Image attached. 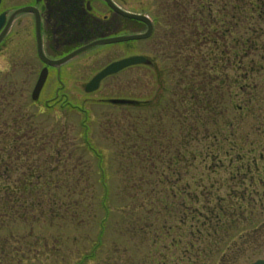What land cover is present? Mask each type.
<instances>
[{
	"label": "rangeland",
	"instance_id": "rangeland-1",
	"mask_svg": "<svg viewBox=\"0 0 264 264\" xmlns=\"http://www.w3.org/2000/svg\"><path fill=\"white\" fill-rule=\"evenodd\" d=\"M199 1L116 0L123 10L148 16L154 22L152 36L98 46L60 68H49L34 102L30 94L44 65L37 56L33 16L16 17L0 42V155L9 170L8 187L20 188L18 181L28 179L35 184L33 200L38 193L39 204L26 211L18 208L12 215L0 210V264H27L22 261L25 257L36 264H76L90 251L94 258L82 264H249L264 260V180L256 178L264 176V159H260L264 156V81L254 85L250 101L234 87L235 80L244 81L243 76L251 84L245 70L251 63L264 62L257 49L247 56L244 51L232 57L235 41L228 35L221 39L211 34L214 29L225 32L228 25L212 26L209 34L206 28L193 44L194 29L187 19ZM202 1L214 4V0ZM32 3L2 0L0 12L9 14ZM95 7L107 11L99 3ZM241 18L234 29L238 34L261 37L259 25ZM144 30V25L129 26L121 20L120 30L111 33ZM209 35L211 41L217 38L215 44L208 41ZM66 51L49 46L46 54L55 59ZM132 56H144L153 65L129 67L104 79L97 91H84V85L105 65ZM262 64L255 67L264 69ZM188 81L202 95L207 94L202 90L204 83L209 93L189 109L181 91ZM113 98L135 100L138 105L108 104ZM218 131L220 135L239 133L243 148L254 151L249 158L258 167L242 182L245 193L233 187V198L225 202L227 207L241 204L247 211L218 240L208 232L189 236V227L177 221L163 229L158 222L165 221L164 212L155 204L165 189L179 190L185 199L198 197L186 201L187 213L199 208L193 231L199 222L213 221L203 209L217 204L205 199L209 184L202 187L195 182L207 173L197 157L208 140L206 134ZM177 154L178 171L159 185L162 174H170L167 163ZM228 160L219 163L226 169H217V164L209 170L212 178L214 174L225 176L221 172L228 171ZM30 174L39 178L31 179ZM240 195H245L244 201L238 199ZM167 203L175 212L186 209L182 200ZM162 229L171 233L168 240L155 238L160 236L157 232L164 233ZM188 240L194 245L185 253Z\"/></svg>",
	"mask_w": 264,
	"mask_h": 264
},
{
	"label": "trees",
	"instance_id": "trees-1",
	"mask_svg": "<svg viewBox=\"0 0 264 264\" xmlns=\"http://www.w3.org/2000/svg\"><path fill=\"white\" fill-rule=\"evenodd\" d=\"M215 8V11L213 12V9ZM228 12V13H227ZM216 13V14H215ZM242 17L243 21L245 20L248 22V24H251L254 22V24L259 25L260 29L259 32H261V37L256 36L254 39H249V37L244 38V36H241V34H238L234 29L241 23L239 21V18ZM155 20V17L153 18ZM158 19V18H157ZM187 20L190 21V28H193L191 39L192 43L196 44L197 39H200L199 37L202 35L201 32H205L207 28V33L209 29H214L212 26L217 25H228L230 28H227L225 32H222L220 30H213L211 33L215 37H220L221 39H224L225 35H228V37H231L233 41H235V44L232 46V57L235 58L237 55H239V52L245 51V56H247L252 50H259L260 55L264 62V0H214V4L206 3L200 0L198 4L196 5V9L193 10V16H190ZM135 26H141V23H138L136 21H131ZM156 22H158L156 20ZM244 24V23H242ZM263 24V25H262ZM209 28V29H208ZM203 32V33H204ZM234 33H236L238 36L235 38V36H232ZM256 33V32H251ZM209 34V33H208ZM204 37V35H203ZM233 37V38H232ZM217 38H213L211 41L210 35L209 40L212 44H215V40ZM235 39V40H234ZM258 42H262V45L260 46ZM188 43V42H186ZM255 43V44H254ZM186 45V44H185ZM240 45V47L238 46ZM254 47V48H253ZM180 49H184L183 46H180ZM210 54V52H209ZM259 55V56H260ZM209 56V55H208ZM208 57L206 58L205 62L208 61ZM262 64L261 62H257L256 64L252 63L250 64V69H246L245 72L250 74V79H252L251 84L250 82H247L246 76H243L244 81L239 82L235 80L234 87L236 90L240 91L241 95L246 98L247 101H250L253 99V93L258 80L260 82L264 81V69L260 67H255L256 65ZM264 65V64H262ZM256 68V69H255ZM209 70V68L207 69ZM250 71V72H248ZM257 73V77H256ZM210 75V74H209ZM201 77L203 75L201 74ZM203 84V93H207L202 95L201 93L196 90V86L191 83L190 81L185 82L184 84V90H181L184 95H186V100L184 101V104L187 109L193 108V106H196V103H201L202 98L208 97L209 93L204 90V83ZM249 92V94H247ZM199 93V94H198ZM64 96V95H62ZM65 99V98H64ZM57 103L60 102V100H56ZM246 101V102H247ZM61 102L64 103V105L68 104L67 101L63 100L61 98ZM246 113V112H245ZM218 132H212L210 135H207V142L204 144L203 149H201L200 153L198 154V163H200V168L202 171H207L205 174H200L198 179V183L196 180H193L197 186L206 187V185L209 184V189L206 194V201L209 202L211 200L216 201V205L211 208H203L206 214H208L210 217L209 219H213V221H203L199 222L200 229L196 228L195 231L193 229L197 226L195 219L198 217L199 208L193 209L194 211L187 213V200L188 201H195L198 199L197 196L192 197L190 199H185L184 197H180V191L176 190V192L172 189H165L160 193V198H156V204L155 207H161V212H164V219L163 222H158L162 225L163 229L167 223H172L174 221H177L179 223L187 225V228L189 227V236L192 235H199L200 237L208 232V234H211L212 238L213 236L217 238V240L220 238V233L226 234L230 228L234 227L236 224V217L243 216L245 212L247 211L243 205H230L227 207L225 202L228 199H232L231 197L234 192H230V189L233 187H236L238 190L243 191V181L247 179L246 175L251 173V170L254 168H257V164L254 159L249 158L250 155L253 156L254 151H246V148L244 147V144L242 143L243 137L235 132L230 131L227 134L220 135ZM210 140V141H209ZM2 149V148H1ZM3 149L0 150V153H2ZM92 151V150H91ZM93 153L97 154V152L92 151ZM247 152V154L241 155V153ZM261 152H264V147L261 149ZM180 155V154H179ZM179 155H175L174 161L170 160L166 165V170L170 173L168 176L166 174H162V179H159L158 184H163V179L165 183L169 180L170 177L173 178L172 174L175 173V170L178 171V167L180 164ZM196 157V158H197ZM227 161L228 171H222L221 173H225V176L223 178L217 177V175L214 174V178L209 173V170H213L217 168V164H223ZM261 160L264 159V156L260 158ZM220 163V164H219ZM5 160L0 155V203L4 202L6 204L0 205V210L3 212V214L12 215L17 211L19 208L20 211L25 210L32 207V206H38L39 202V194L37 193V196L34 199V196L36 193H33V190L35 189V184L31 182H27L25 180L23 183L18 181L22 186L19 187H12L9 188L7 183V179H9L7 168L5 167ZM237 164V165H236ZM163 169L164 166L162 165ZM226 169L224 165H220L217 169ZM220 173V174H221ZM164 176V178H163ZM29 178L31 179H38V176H33L30 174ZM257 181H263L264 176H256ZM177 183V182H175ZM174 183V185H175ZM10 185V184H9ZM173 188V187H172ZM207 189V188H206ZM242 192V193H243ZM193 193H196L195 191ZM241 193V194H242ZM245 193V192H244ZM240 194V193H238ZM34 195V196H33ZM47 195V193H46ZM204 195V194H202ZM245 195H240L238 199L240 201H244ZM48 198H51V194L48 195ZM168 200H182L184 206H186V209L182 213L175 212V208H172L173 205H170ZM20 206V207H19ZM179 215V216H178ZM5 216V215H3ZM51 218V217H50ZM188 219V220H187ZM145 222L148 223V220H145ZM189 223V224H186ZM196 224V225H195ZM206 227H209L211 229H207ZM164 233L161 231L157 232V236L155 237L158 239L159 237L162 238V240L159 241H165L168 240L169 230H163ZM263 229L262 227L255 229L253 232H256L258 230ZM204 236V235H203ZM197 240V239H195ZM189 242H186L185 247V253L188 252V249L193 248V243H191V240H188ZM184 245V246H185ZM167 247V245H165ZM94 251H90L88 253L87 257H82L83 259L78 260L76 264H82V261L86 262L87 260L93 259ZM22 261H26L27 264L32 263L30 261V258L27 257L23 258ZM164 263V262H163ZM36 264V263H32ZM39 264H45V263H39ZM58 264V263H56Z\"/></svg>",
	"mask_w": 264,
	"mask_h": 264
},
{
	"label": "flooded vegetation",
	"instance_id": "flooded-vegetation-1",
	"mask_svg": "<svg viewBox=\"0 0 264 264\" xmlns=\"http://www.w3.org/2000/svg\"><path fill=\"white\" fill-rule=\"evenodd\" d=\"M111 1L119 6L116 0ZM97 3L107 11L102 13L97 10ZM30 6L37 8L40 14L45 54L49 46L67 50L64 55L89 40L110 36L120 30L121 20L129 23V26L134 25L131 20L112 11L103 0H33Z\"/></svg>",
	"mask_w": 264,
	"mask_h": 264
},
{
	"label": "water",
	"instance_id": "water-1",
	"mask_svg": "<svg viewBox=\"0 0 264 264\" xmlns=\"http://www.w3.org/2000/svg\"><path fill=\"white\" fill-rule=\"evenodd\" d=\"M104 1L115 13L119 14L120 16L128 18V19L136 20V21H139L145 24L146 30L142 33L98 38L96 40H93L89 43L84 44L83 46L77 48L76 50L72 51L71 53L57 60H50L43 53L40 16H39L38 11L35 8L33 7L18 8L10 14L7 21L5 20V13L0 14V42L7 34L15 17L23 13H31L34 16L37 55L39 59L46 65V67H44L40 71L39 76L31 92V99L33 101H36L38 99L40 91L46 81L47 66L59 67L62 64L66 63L71 58L75 57L76 55L88 49H91L93 47H96V46L110 45V44L135 41V40H144L151 36L152 31H153V24L147 16H144L142 14H135V13L123 11L119 7L114 5L110 0H104ZM150 64H151L150 61L144 56H132V57L118 60V61H114L108 64L106 67H104L88 83H86L84 86V91L86 93H91V92L96 91L99 88L100 82L104 78L110 75L116 74L128 67L135 66V65H150ZM108 103L111 105H116V106H137L138 105V102L133 101V100H127V99H109ZM253 264H264V260H258Z\"/></svg>",
	"mask_w": 264,
	"mask_h": 264
}]
</instances>
